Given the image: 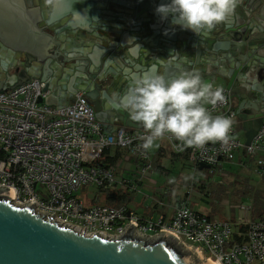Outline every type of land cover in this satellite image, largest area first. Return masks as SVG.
Returning <instances> with one entry per match:
<instances>
[{
	"label": "water",
	"instance_id": "water-1",
	"mask_svg": "<svg viewBox=\"0 0 264 264\" xmlns=\"http://www.w3.org/2000/svg\"><path fill=\"white\" fill-rule=\"evenodd\" d=\"M169 2L0 0V93L59 77L69 101L83 93L97 119L132 131L142 126L118 107L132 73L154 64L168 75L198 72L230 93L249 146L264 119V0H240L226 22L199 35L171 17L160 20L155 9ZM46 91L55 92L50 82ZM44 215L33 203L14 205L10 189H0V264H208L167 232L144 239L131 223L118 239L86 237Z\"/></svg>",
	"mask_w": 264,
	"mask_h": 264
},
{
	"label": "built area",
	"instance_id": "built-area-1",
	"mask_svg": "<svg viewBox=\"0 0 264 264\" xmlns=\"http://www.w3.org/2000/svg\"><path fill=\"white\" fill-rule=\"evenodd\" d=\"M46 88V83L31 80L0 93V189H10L14 205L33 203L37 214L45 213L46 219L54 215L52 221L86 237L98 233L118 239L132 223L137 237L154 239L162 232L170 233L183 247L215 264H264V217L252 220V206L241 205V217L233 223L211 219L184 201L176 203L169 221L162 213L142 217L126 205L86 206L76 195L81 188L108 193L118 189L114 167L103 163L108 149L124 150L136 161L135 172L143 182L154 167L149 151L141 147L147 133L143 128L106 133L83 93L67 107L40 104L50 94ZM213 88L223 89L226 100L214 109L207 107L213 116L234 121L230 143L178 152L173 144L179 141L164 138L173 153L184 156L196 172L201 164L218 167L232 162L241 151L248 158L264 154V119L251 144L245 146L236 138L238 117L230 93L222 86ZM39 185L44 192L36 191ZM133 187V183H123L120 188L130 193ZM156 204L157 209L164 208L161 202Z\"/></svg>",
	"mask_w": 264,
	"mask_h": 264
},
{
	"label": "clouds",
	"instance_id": "clouds-1",
	"mask_svg": "<svg viewBox=\"0 0 264 264\" xmlns=\"http://www.w3.org/2000/svg\"><path fill=\"white\" fill-rule=\"evenodd\" d=\"M239 3L240 0H170L158 5L155 12L161 21L171 17L173 25L199 35L226 22ZM164 34H168L167 30ZM129 79L131 83L119 97L118 107L147 133L141 145L145 151L166 135L179 141L173 144L178 152L187 148L203 150L209 143H230L234 121L224 115L213 116L207 107L214 109L225 102L223 89L213 88L198 72L168 75L154 64L141 73H132Z\"/></svg>",
	"mask_w": 264,
	"mask_h": 264
},
{
	"label": "rangeland",
	"instance_id": "rangeland-1",
	"mask_svg": "<svg viewBox=\"0 0 264 264\" xmlns=\"http://www.w3.org/2000/svg\"><path fill=\"white\" fill-rule=\"evenodd\" d=\"M160 146L166 148V156L158 159ZM172 153L167 140L155 142V146L149 150L153 170L143 178L142 183V178L137 174L128 175L127 180L134 187L125 196L123 205L140 216L149 212L165 214L167 221L172 219L176 203L183 201L195 211L218 221L237 222L241 217V205L253 207L249 215L252 220L264 217V154L258 153L243 160L242 157L234 158V161L222 162L216 168L196 172L185 158L174 159ZM36 191L41 193L45 188L39 185ZM107 193L95 187H83L76 195L86 206L115 205L106 202ZM157 202H161L164 208L158 207L154 211Z\"/></svg>",
	"mask_w": 264,
	"mask_h": 264
},
{
	"label": "crops",
	"instance_id": "crops-1",
	"mask_svg": "<svg viewBox=\"0 0 264 264\" xmlns=\"http://www.w3.org/2000/svg\"><path fill=\"white\" fill-rule=\"evenodd\" d=\"M34 1H35L36 5H37L38 4V0H34ZM24 6H25V10H27V11L29 9H32L30 6L26 5V3H25ZM36 26H38L37 23H36ZM38 30H40V29H38ZM43 31H41V33H43ZM44 33L46 35L47 34L48 35H52V32H49L48 30H45ZM153 56H157V55L154 54ZM242 56H244V55H242ZM49 57H51V56H49ZM46 58H48V57H46ZM153 60H155V59H153ZM52 62L54 63V65H56V66L58 65L57 63H55V61L52 60ZM31 80H37V79H31ZM39 81L44 82L47 85L50 82L51 89L55 91L54 93L50 92V94L47 96V98H46L47 99V105H50V106H53V107H57V106H61L62 107V106L71 105V103H73V102L69 101L66 98V95H65V92H64V87L62 85L63 82H62V80L59 77L53 76L49 81L45 80V79H39ZM214 85H216V86H224L221 81H217L212 86H214ZM100 103H101V105H103V103H104L102 97H100ZM54 104H58V105L56 106ZM234 104H235V102H234ZM98 120L102 124V126L104 128V131L106 133H108V134H115L116 130L119 129L116 126V123H109V122L105 123V122L101 121L100 119H98ZM236 138L242 144H244L246 146V140H247L246 139V132L243 130L242 122L239 119H238V122H237V135H236ZM245 154L246 153L244 151H241V152H239L236 155V158L242 157V160L245 157L248 158ZM174 155H176V154L172 153V158L176 159L174 157ZM157 156H158V159L164 158L166 156V148L163 147V146H160L159 147V151L157 152ZM177 156H179L178 158H180V159L182 157H183L182 159L185 158L184 156H180V155H177ZM184 160H186V159H184ZM104 162H106V163H104ZM103 163L111 165L115 169L116 180L118 182V185H117L118 189L116 190V193H118V194L125 193L126 191H124V189L123 188L121 189L120 187H121V185L123 183H128V184L132 183L129 180H127V177H128L129 174H132V175L136 174L135 171H136V169L138 167L137 162L134 161L133 159H131L124 150L111 148V149H108L105 152L104 158H103ZM134 178H136V177H134ZM127 193H129V192H127ZM156 210H158L157 207H155L154 211H156ZM149 213L147 215H144V216L152 215V213H150V214Z\"/></svg>",
	"mask_w": 264,
	"mask_h": 264
},
{
	"label": "trees",
	"instance_id": "trees-1",
	"mask_svg": "<svg viewBox=\"0 0 264 264\" xmlns=\"http://www.w3.org/2000/svg\"><path fill=\"white\" fill-rule=\"evenodd\" d=\"M174 157L176 159H178L179 156L177 155H174ZM106 163V162H104ZM212 168H216V167H212ZM128 193L125 192L123 194H120L118 195L116 192H112V193H107L106 194V202L107 203H111V204H120V205H123V202L125 201V196L127 195ZM262 218V217H261Z\"/></svg>",
	"mask_w": 264,
	"mask_h": 264
},
{
	"label": "bare ground",
	"instance_id": "bare-ground-1",
	"mask_svg": "<svg viewBox=\"0 0 264 264\" xmlns=\"http://www.w3.org/2000/svg\"><path fill=\"white\" fill-rule=\"evenodd\" d=\"M198 255V254H197ZM202 260H204L206 263L208 262V264H215L213 261H207L204 258H202L200 255H198Z\"/></svg>",
	"mask_w": 264,
	"mask_h": 264
}]
</instances>
